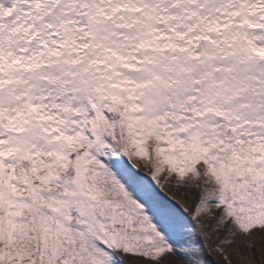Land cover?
I'll return each mask as SVG.
<instances>
[{
	"label": "snow or ice",
	"instance_id": "snow-or-ice-1",
	"mask_svg": "<svg viewBox=\"0 0 264 264\" xmlns=\"http://www.w3.org/2000/svg\"><path fill=\"white\" fill-rule=\"evenodd\" d=\"M237 235L264 244V0H0V264H208Z\"/></svg>",
	"mask_w": 264,
	"mask_h": 264
},
{
	"label": "rangeland",
	"instance_id": "rangeland-1",
	"mask_svg": "<svg viewBox=\"0 0 264 264\" xmlns=\"http://www.w3.org/2000/svg\"><path fill=\"white\" fill-rule=\"evenodd\" d=\"M166 192L169 196H172L175 200L179 201L182 205L187 206L188 211L186 215H191L192 211L194 210L195 206V201L191 198L189 195V190L180 188L177 189L174 185L171 187L166 186ZM192 193L197 195L198 199V193L196 190H192ZM239 237H242L241 235H237ZM236 236V237H237ZM233 238L235 240V243L230 244V245H222V247L225 248L226 252L228 253V260H225L223 258V255L220 253H217L213 251L211 256L205 257V259L208 261V264H261V261L264 260V244H261V242L257 241V244L260 247V250L257 251L256 248H251V256L249 255L248 257L245 256L242 250V246L247 245L243 242L238 241V238ZM229 238L227 231H220V232H213L210 238L208 239V245L211 248H215L217 244L223 239ZM248 248V247H247ZM242 250V252H241ZM176 261L177 264H187L186 261H184L182 258L179 256H174L173 257ZM127 260L128 258L125 257ZM144 264H150L149 261H144Z\"/></svg>",
	"mask_w": 264,
	"mask_h": 264
},
{
	"label": "bare ground",
	"instance_id": "bare-ground-1",
	"mask_svg": "<svg viewBox=\"0 0 264 264\" xmlns=\"http://www.w3.org/2000/svg\"><path fill=\"white\" fill-rule=\"evenodd\" d=\"M236 238H238L237 240L239 241L240 240V242H242L243 240H245V239H247L246 237H239V236H237ZM243 244H244V242H243ZM242 250H243V253L245 254V256H251V249L250 248H247L245 245H243L242 247ZM242 250H241V252H242ZM144 264V263H143Z\"/></svg>",
	"mask_w": 264,
	"mask_h": 264
}]
</instances>
